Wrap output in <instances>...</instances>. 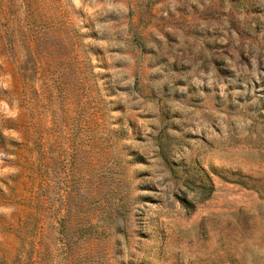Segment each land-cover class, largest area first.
Listing matches in <instances>:
<instances>
[{"label":"rangeland","instance_id":"obj_1","mask_svg":"<svg viewBox=\"0 0 264 264\" xmlns=\"http://www.w3.org/2000/svg\"><path fill=\"white\" fill-rule=\"evenodd\" d=\"M0 264H264V0H0Z\"/></svg>","mask_w":264,"mask_h":264}]
</instances>
